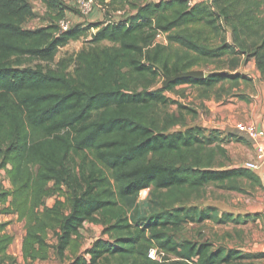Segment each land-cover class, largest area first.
Here are the masks:
<instances>
[{"label": "trees", "instance_id": "trees-1", "mask_svg": "<svg viewBox=\"0 0 264 264\" xmlns=\"http://www.w3.org/2000/svg\"><path fill=\"white\" fill-rule=\"evenodd\" d=\"M133 1L138 4L124 20L62 30L58 22L67 18L62 9L52 23L26 28L34 16L32 0H0V144L6 145L0 155L12 164L13 185L3 194L12 199L0 206V215L25 222L23 255L32 262L48 260L51 251L64 264H242L264 258V252L180 237L188 223L256 221L259 214L200 208L191 200L209 184L244 192L241 180L262 181L250 169L217 163L226 153L217 130L175 129L186 125L185 106L165 94L183 84L205 89L220 84L231 92L247 78L224 70L164 85L168 77L227 53L254 59L264 81V0L194 6L187 0ZM201 25L217 36L229 27L231 42L222 36L212 45ZM92 28L88 46L69 61L59 60L56 68L24 65L53 63L62 47ZM159 32L167 44L155 42ZM174 44L183 52L172 50ZM171 104L179 111L159 110ZM145 189H152L159 209L140 223L129 215L126 201ZM61 192L64 199L46 204L48 196ZM86 222L103 225L109 237L79 251ZM8 224L0 223V264L16 263L7 253L14 240ZM151 248L164 252L161 261L149 257Z\"/></svg>", "mask_w": 264, "mask_h": 264}, {"label": "rangeland", "instance_id": "rangeland-1", "mask_svg": "<svg viewBox=\"0 0 264 264\" xmlns=\"http://www.w3.org/2000/svg\"><path fill=\"white\" fill-rule=\"evenodd\" d=\"M32 0L31 4L34 10V16L29 18L25 23L26 28H37L57 20L60 10H64L65 16L71 23V26H82L89 23L96 22H109L110 20H124L135 9L134 6L138 4L133 0H96L94 11L89 16H82L77 11L76 6L72 0ZM204 25H201L203 27ZM205 33L208 34L212 40V45L221 43V37L224 36L231 42V30L227 26H223L221 35L217 36L210 32L208 27H203ZM96 31L95 28L89 29L86 36H82L77 40L70 41L66 46L62 47L56 60L47 64L39 60H27L24 65L35 67L38 64H43L52 68L57 67V62L61 59L67 61L74 57L80 50L87 47L89 40ZM103 44H110L103 42ZM172 50L175 52H183L180 45L174 44ZM236 58V59H235ZM235 60V64L234 63ZM240 67V68H239ZM194 70H203L207 75L213 71H228L232 70L234 74H240L247 78V80L240 81L239 87L236 90L228 92L227 89L223 91L222 85H217L211 89H205L200 86H192L191 84H183L177 86L174 91H165V94L170 98L181 102L185 109H182L186 125H177L175 129L183 130L190 126H201L203 129L217 130L225 138L222 146L225 149V155H219L218 164H224L225 167L242 166L245 162L251 159H257L258 154L255 150L254 143L246 137V134L238 129L240 123L246 122L244 119L236 118L238 120L235 124H227V117H223V110H218L214 114L211 110L209 101L213 98L217 103H226L224 96L228 98L237 97L233 93L242 94L243 96L256 91L264 90V81L261 77H257L256 64H249L245 57H235L230 53L225 54L220 59L204 60L199 66L193 68ZM73 70V66H69L67 71ZM229 83H225V88H228ZM162 86L159 82L157 88ZM242 86V87H241ZM218 108V106H217ZM160 111L178 112L177 104H171L168 107L159 108ZM215 115V116H214ZM228 115V114H227ZM230 134L237 137H243L242 141H235L230 139ZM6 145L0 144V149L5 148ZM12 164L6 162L0 155V206L7 205L12 199L11 195L4 197V193H10L13 185L10 177ZM244 192L229 191L218 187L216 184H209L203 189L199 198L191 200L192 204L198 205L200 208L208 206L216 207L220 212H232L234 214H259L256 221H250L248 224L235 225L223 224L219 225L213 221H205L203 223H188L185 225L183 231L180 233L181 238L197 240V241H210L215 246L223 245L226 248H236L245 253H258L262 250L261 244H264V185L256 181H248L243 179L240 181ZM53 183H51L52 185ZM65 191V189H63ZM65 192L57 195H51L46 198V204L52 206L57 197L64 199ZM129 215L135 217L138 222H142L149 214L159 209L157 198L153 195L152 189H145L129 198L126 201ZM0 218H18L17 215L6 216L0 215ZM260 219V220H259ZM15 230L18 235L24 231L21 224H15ZM109 235L104 232V226L97 223L86 222L84 227L80 230L79 251H84L90 247L92 243L98 238H108ZM49 241L52 244L56 243L53 233L49 232ZM72 258L71 250L67 252L66 259ZM37 264H64L56 256L50 258L48 262H38ZM242 264H264V258L250 259L243 261Z\"/></svg>", "mask_w": 264, "mask_h": 264}, {"label": "crops", "instance_id": "crops-1", "mask_svg": "<svg viewBox=\"0 0 264 264\" xmlns=\"http://www.w3.org/2000/svg\"><path fill=\"white\" fill-rule=\"evenodd\" d=\"M227 41L230 40L227 39ZM248 63L249 64L253 63V65H255V60L250 59L248 60ZM257 77H260L259 71L257 72ZM236 89L237 88H234L233 90ZM234 94L237 93H233V95ZM240 95L243 96L242 94ZM241 96L238 95L237 97H232V98H228L224 96L223 100H226L227 102L224 103L223 106H221V104L224 101H222V103H217L213 98V101H209V105L212 106L211 110L213 111L214 114L218 110L219 111L223 110L224 112L223 117L224 118L227 117L226 120L227 124L233 125L238 121L236 120V118H240L241 120L244 119L246 122L255 123L257 126L264 129V90L263 92H260V90L257 89L256 91H253L248 95L244 96V99L241 98ZM5 221L9 222L8 226L6 227V232H8L14 237L13 242L10 244V246L7 249V253L16 258L15 264H37L38 262H48L50 258L56 256L55 253L51 251V257L48 260H37L33 262L30 260L26 261L23 255V239L25 235V230L22 231L20 235L14 232L16 227L15 224H21L24 227L25 222L19 221L18 218H0V223ZM261 247L262 250L260 252H264V244H261Z\"/></svg>", "mask_w": 264, "mask_h": 264}, {"label": "built area", "instance_id": "built-area-1", "mask_svg": "<svg viewBox=\"0 0 264 264\" xmlns=\"http://www.w3.org/2000/svg\"><path fill=\"white\" fill-rule=\"evenodd\" d=\"M158 1V0H156ZM76 8L80 11L82 16H89L96 6V0H72ZM189 6H194L197 3L211 4L212 0H187ZM62 30H67L71 26L68 18L61 19L58 22ZM156 43L167 44L168 40L165 33L159 32L155 39ZM238 129L246 134L255 145V150L258 154L257 159H251L240 167L250 169L258 174L262 183L264 184V129L257 126L255 123H240ZM164 252L158 248H151L149 250V257L161 261Z\"/></svg>", "mask_w": 264, "mask_h": 264}, {"label": "water", "instance_id": "water-1", "mask_svg": "<svg viewBox=\"0 0 264 264\" xmlns=\"http://www.w3.org/2000/svg\"><path fill=\"white\" fill-rule=\"evenodd\" d=\"M205 77V72L203 70H188V71H182L174 76H170L167 78V80L164 82V85H166L168 82L175 81L177 79L182 78H194V79H203Z\"/></svg>", "mask_w": 264, "mask_h": 264}]
</instances>
